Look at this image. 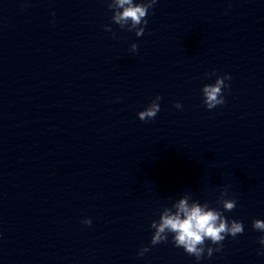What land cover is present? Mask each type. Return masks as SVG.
<instances>
[{"label": "clouds", "instance_id": "obj_1", "mask_svg": "<svg viewBox=\"0 0 264 264\" xmlns=\"http://www.w3.org/2000/svg\"><path fill=\"white\" fill-rule=\"evenodd\" d=\"M157 0H110L107 7L112 12L111 20L120 29L134 31L137 37L144 34L146 19L149 10L154 7ZM106 31H112L110 25L105 26ZM115 35V34H114ZM131 52L138 51V45H130ZM209 78L216 75L215 72L207 74ZM230 74L218 76L214 83L205 84L202 87L203 103L208 110L214 109L225 103L223 90L228 87L226 81L230 80ZM159 95L137 115L141 121L154 120L160 111ZM177 109L182 108L180 103H176ZM227 188L220 191L217 203L221 208L210 207L208 202L201 203L194 200L190 195L185 194L172 203L171 207H164L160 213L159 220H153L150 228L154 229L150 244L155 246L168 242L169 234L172 237V244L177 248H183L189 255L197 261L205 257H211L213 252H220L223 249V241L227 236L235 238L243 234L244 225L238 220H229L224 212H230L236 208V200L226 198ZM82 223L91 225V219H85ZM252 228L264 233V220L255 219ZM206 241H210L215 248L206 246ZM260 245L264 246V235L259 238ZM149 251V247H142L138 253L143 256ZM261 254H264L262 252Z\"/></svg>", "mask_w": 264, "mask_h": 264}]
</instances>
